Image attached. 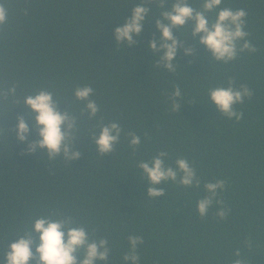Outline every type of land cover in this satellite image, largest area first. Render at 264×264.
<instances>
[{"label":"trees","instance_id":"trees-1","mask_svg":"<svg viewBox=\"0 0 264 264\" xmlns=\"http://www.w3.org/2000/svg\"><path fill=\"white\" fill-rule=\"evenodd\" d=\"M174 0H168L171 8ZM8 16L0 25V90L14 83L15 97L0 98V264L4 252L38 216H71L90 238H106L107 264H125L128 236L143 238L139 264H264V0H223L221 8L246 11L245 31L255 52H242L229 63L210 61V52L184 29L174 72L157 65L147 45L160 33V12L150 7L139 39L129 48L117 44L114 29L122 26L140 0H0ZM202 0H189L199 7ZM218 11V10H216ZM216 11L209 13L214 20ZM241 85L252 92L242 104L239 121L228 119L208 101L216 87ZM90 86L99 106L96 117L81 115L84 104L74 97L77 87ZM179 86L181 110L172 108L171 94ZM47 89L78 117L79 130L70 162L48 160L45 150L27 152L37 138L23 96ZM29 124L27 141L15 132L17 117ZM118 122L120 141L112 153L95 152L92 134L99 124ZM129 132L140 137L129 146ZM175 167L186 159L196 170L199 188L160 183L165 195L150 199L140 161L159 152ZM178 174V179H179ZM226 181L204 217L196 202L207 195L204 184ZM230 209L221 219V208ZM35 250L33 249V252ZM239 251L237 257L235 253ZM79 258V257H78ZM29 264H35L30 261ZM97 264L104 262L97 261Z\"/></svg>","mask_w":264,"mask_h":264},{"label":"clouds","instance_id":"clouds-1","mask_svg":"<svg viewBox=\"0 0 264 264\" xmlns=\"http://www.w3.org/2000/svg\"><path fill=\"white\" fill-rule=\"evenodd\" d=\"M223 0H202L200 6L189 5V0H174L171 8H166L168 0H140L139 5L132 8L130 16L126 17L122 26L114 29V39L117 44L126 43L129 48L136 44L135 36L139 39L146 18L150 16V7L155 5L160 12L155 20V26L160 35L153 38L147 45L148 51L153 56H158L157 65L163 66L167 71L176 70L175 60L179 48H184V39H177L173 35L175 29L178 33L184 29L187 35L191 29V36L198 38V43L210 52V61L229 63L237 59L242 52H255L256 48L248 39L249 33L245 31L247 13L243 9L233 10L221 8ZM218 10V11H216ZM216 11L214 20L209 18V13ZM8 11L4 4L0 3V25L7 21ZM185 55H192L193 49L184 48ZM229 81L228 87H216L208 92V101L214 105L218 112L228 119L239 121L243 117L242 112L234 108L242 104L245 97H250L252 92L248 87L241 85L234 88ZM94 90L90 86L77 87L74 97L84 104L81 115L87 114L89 119L96 117L99 106L90 97ZM17 85L12 83L0 90V98L7 100L15 97ZM181 96L179 86L171 94L173 110L180 109L178 98ZM58 99L53 92L47 89L37 90L33 94L23 96L21 104L26 109V115L32 121V129L37 132V138L27 145L28 153L37 150H45L48 160H54L59 156L70 162L80 157V152L73 151L75 143L79 142L76 133L79 130L78 117L65 108L63 112L58 110ZM99 133H93L90 137L95 144V152L101 156L112 153L115 145L119 143L122 127L118 122L99 124ZM16 137L21 142L27 141L30 133L28 122L24 116L17 117L15 127ZM0 134L7 136L8 130L0 128ZM129 146L139 147L141 140L135 133L129 132ZM167 153L159 152L150 161H140L137 165L142 170L146 182L149 185L147 196L152 199L165 195L164 190L157 188L160 183H179L185 188H199L200 180L197 178L195 168L184 158L175 161V167L167 165L165 158ZM178 174L179 179H178ZM226 181L216 180L204 184L207 193L196 202L195 211L199 217L207 215L213 203L223 204L216 197L224 190ZM230 209L221 208L217 215L224 219ZM20 238L8 245L5 249V264H97V261L107 264L108 254L111 251L106 238H90L84 226H75V220L71 216L54 219L52 216H38L29 221V227L19 234ZM129 251L123 256L125 264H139L137 248L143 244V238L136 235L128 236ZM33 249L35 250L33 252ZM239 257L240 253H235ZM79 257V258H78ZM233 264H242L240 259Z\"/></svg>","mask_w":264,"mask_h":264}]
</instances>
